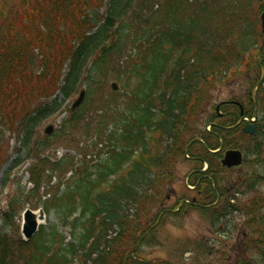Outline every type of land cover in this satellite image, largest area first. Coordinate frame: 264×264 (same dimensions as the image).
<instances>
[{
    "label": "trees",
    "instance_id": "1",
    "mask_svg": "<svg viewBox=\"0 0 264 264\" xmlns=\"http://www.w3.org/2000/svg\"><path fill=\"white\" fill-rule=\"evenodd\" d=\"M103 1L0 0V129L17 135L20 146L13 167L29 158L26 170L33 184L26 192L20 187L17 196L9 197L7 209H0V264H145L131 258L124 247L135 241L144 204L154 203L168 189L169 179L161 173L168 157L183 155L187 141L183 137L200 133L199 126L189 129V118L208 114L209 92L218 83H228L232 74L241 76V61L253 59L257 49L262 56L257 13L242 25L238 13L217 17L208 9L212 0H106L100 10ZM35 3L40 6L35 8ZM133 20L138 23L134 31ZM222 26L223 35L218 32ZM227 38L229 47L222 49ZM127 44L134 53L130 60H120ZM123 61H131V66ZM108 78L119 83V90H110L103 98L99 89ZM81 83L86 84L85 99L102 94L96 124L90 127L89 121L85 132L93 129L105 136L107 153L94 162L85 157L75 160L70 153L51 160L43 151L77 131L87 112L86 100L68 111L50 134L36 138L37 127L59 111ZM120 98L122 110L111 113L112 128L104 129L109 104ZM257 102L261 110L257 128L246 134L247 144H254L252 151L244 146L246 156L251 153L255 158L264 151V85L258 89ZM234 112L227 111L231 122ZM236 130L224 132L231 136ZM69 170L65 180L60 178ZM53 172L57 182L49 184ZM260 178L257 175L246 185L249 190L242 192L253 195L241 204L231 203V194L201 209L212 210L210 223L213 227L220 223L223 232L235 212L248 217L239 264H264ZM213 179L220 190L218 177ZM42 187L50 192L46 198L41 197ZM197 188L213 193L209 183ZM32 198V207L41 205L55 222L41 225L24 240L13 217L18 203ZM60 227L70 228L71 240Z\"/></svg>",
    "mask_w": 264,
    "mask_h": 264
},
{
    "label": "rangeland",
    "instance_id": "2",
    "mask_svg": "<svg viewBox=\"0 0 264 264\" xmlns=\"http://www.w3.org/2000/svg\"><path fill=\"white\" fill-rule=\"evenodd\" d=\"M20 7H25L24 4L21 5L20 1L18 2ZM106 0L103 1L102 7L100 10H103L106 6ZM40 4L35 3L34 7H38ZM198 7L197 4H193L192 9H196ZM264 8V0H212V4L209 5L208 9L215 14L217 13V17L223 14V12L230 13H238L241 15V24H246V21L250 19L255 13H257V18L259 16L260 11ZM137 21L131 23L132 30H136L138 25ZM224 27H220L218 29L219 33L224 34ZM148 39V38H147ZM146 39V40H147ZM261 41H264L263 37H260ZM129 44V43H128ZM128 44L125 46L124 52L120 57V60H130L131 55L134 53L132 48H128ZM230 39L227 38L224 42L225 49L229 47ZM37 49L34 48V51ZM257 52H252L253 59H247L241 61V65L239 66V70L241 71V77L237 73L232 74L229 77V85L225 86L223 84H216L209 94L208 107L210 113L222 112L219 108L215 109L216 105L223 100L236 99L244 101L246 108L248 110L251 109V88L253 83L259 78L261 74V68L258 64H252V61H258L261 57L260 50L257 49ZM262 56H264V49ZM128 64V68L131 66V61H123V65ZM255 79V80H254ZM114 79L108 78L105 85H103L102 89H99L101 93H106L110 91L111 86L110 83ZM225 87V88H223ZM85 85L81 84L77 91L68 98L67 104L63 107L62 111L50 115L48 118L44 119L39 126L37 127L38 136L45 135L44 128L47 125H51L53 130H56L60 127V123L62 119L65 117L66 113L69 111L71 102L78 96L80 90L85 89ZM209 87H203V89H208ZM123 94L124 91L122 92ZM85 94V93H84ZM102 94H98L97 96H93L92 98L85 99V104L87 107V112L84 119L79 123V127L76 132H73L70 136H61V140L59 139L57 142L51 145L49 149L45 151L51 159H54L61 153H64L65 150H70L71 152L78 150L80 153L93 151V147H90V141H97L102 139L103 150L107 151L108 139L105 136H100L98 138L94 137L92 131H89V134H85V130L88 126L92 127L96 124V120L99 112V96ZM125 96H129L128 93ZM105 98V96H102ZM124 97V96H121ZM85 98V95H84ZM256 98V95H255ZM125 99V98H123ZM123 99L120 98L118 103H110L108 113L110 116L104 117L103 127L104 129L112 128V120L111 113L114 116V113L122 110ZM251 102V103H250ZM131 104V102H130ZM128 108V106L126 107ZM208 114H200L194 117L189 118L188 124L189 129L192 130L197 126H201ZM261 115V113L259 112ZM93 119V123L91 120ZM190 136V133L183 137V140L186 141ZM71 137V138H70ZM236 140L244 143L245 139L242 137H238L237 133L235 134ZM71 139V141H70ZM241 143V144H242ZM99 144V146H100ZM244 145V144H243ZM20 146V141L17 135L11 131L10 129H0V188L4 187L1 196V210L7 209V204L9 197L13 194L15 196L18 195V189L20 187L24 188V192H26L32 185L28 182V174L26 172V167L28 166L27 162H19L13 167V162L17 156V147ZM194 163L189 160H184L180 155H170L167 159V165L164 166L161 170V173L168 177L169 185L175 186L178 191V194L173 195L167 200H162L159 202V206H155L153 203L144 204L143 207V216L145 218L142 227H139L135 232V240L139 235L143 233L145 228L153 223L156 219L158 211L163 207H176V198H178L181 194H185L186 197H191L195 192L192 191L191 187L184 186V179L186 177V173L190 171L193 167ZM12 167V168H11ZM11 168V169H10ZM168 173H172L169 175ZM256 173H260L264 178V153L259 156V160L252 159L251 155H249L241 165L237 168H234L229 171H223V177H221V185L227 186L229 183L232 184L236 182V187L242 190L243 186L246 182H248ZM9 175L5 181L6 183L2 184L5 177ZM64 177L66 176L63 174ZM60 175V176H63ZM3 178V180H2ZM57 175L52 178L51 183L57 181ZM260 189L264 191V180L263 182H259ZM44 188V187H43ZM42 191V189H41ZM167 191L162 190L161 194L165 196ZM238 195V194H237ZM249 194L245 195L239 194V197L244 200ZM44 198V197H43ZM33 198L29 202H20L16 207L15 217H13V221L15 224L20 222L21 213L25 208V204L29 205V208L32 210H37L38 208H32V202H34ZM207 201V200H206ZM163 204V205H162ZM150 210L148 207H152ZM145 214V215H144ZM208 212L201 211L199 209H188L185 207L180 210V213H176L174 215L168 214L163 216L157 226H155L151 233L146 234L142 244L139 246L140 248V256L145 259H162L165 258L174 264H239L241 260V230L245 228L244 222L246 218L238 214L235 216L233 220V225L228 231L229 238H224L219 236L218 233L211 230L208 226L209 222ZM55 222V217L53 214L45 215V219L43 220V224L45 226H49L50 224ZM1 224V221H0ZM234 226V227H233ZM113 235V234H111ZM205 239H208L205 241ZM135 242V241H134ZM127 243L125 245V250L128 252L130 248L133 246V243ZM137 254V252H136ZM237 261L239 262H236ZM251 260L250 258L246 259L245 262ZM20 263V262H19ZM153 264H165V263H153ZM241 264V263H240Z\"/></svg>",
    "mask_w": 264,
    "mask_h": 264
},
{
    "label": "water",
    "instance_id": "3",
    "mask_svg": "<svg viewBox=\"0 0 264 264\" xmlns=\"http://www.w3.org/2000/svg\"><path fill=\"white\" fill-rule=\"evenodd\" d=\"M260 20H261V28L264 31V11L261 12L260 14ZM260 62H263V59L260 60ZM262 76L259 78V80L255 83V85L252 88V95H254L255 92V88L257 87V85L262 81L263 78V73H264V68L262 66ZM113 87H116L115 83L112 84ZM83 97V91H81L79 93V96L77 97V99L72 103L71 107H75L77 104H79V102L82 100ZM255 127V123L248 125L246 124L244 126V130L251 132ZM51 128L50 125L47 126V131ZM222 163L226 164L227 166H231L234 164H239L241 162V152L237 149H229L225 152L224 157L222 158ZM44 217V213L43 210H39L38 214L35 213L34 211H32L31 209H26L24 212V223H23V234L26 238L31 237L33 235V233L36 231L37 229V225H38V219H42ZM148 230H146L144 232V234L147 232ZM141 235V237L137 240L136 245L139 243V241L141 240V238L144 236ZM134 250V249H133ZM155 261H161V260H155ZM172 264V263H169Z\"/></svg>",
    "mask_w": 264,
    "mask_h": 264
},
{
    "label": "flooded vegetation",
    "instance_id": "4",
    "mask_svg": "<svg viewBox=\"0 0 264 264\" xmlns=\"http://www.w3.org/2000/svg\"><path fill=\"white\" fill-rule=\"evenodd\" d=\"M219 106H221V104L219 105ZM223 114V112H221V115ZM213 125H216V126H218V127H223V124H220V123H213ZM196 169V168H195ZM193 173H200L199 175L201 176V178H202V176H204L205 174H203L202 172H199V171H197V169L193 172ZM199 176V177H200Z\"/></svg>",
    "mask_w": 264,
    "mask_h": 264
}]
</instances>
